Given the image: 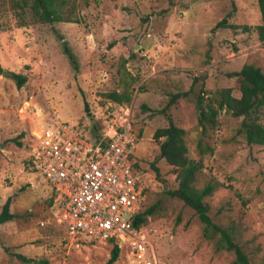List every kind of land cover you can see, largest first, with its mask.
Masks as SVG:
<instances>
[{"label": "rangeland", "instance_id": "rangeland-1", "mask_svg": "<svg viewBox=\"0 0 264 264\" xmlns=\"http://www.w3.org/2000/svg\"><path fill=\"white\" fill-rule=\"evenodd\" d=\"M67 1L79 22L40 24L27 15V23L20 25L11 0H0V211L9 197L13 213L0 225V264H105L112 247L71 240L51 187L29 164L31 113L38 112L41 119L100 125L104 118L94 115L107 101L104 93L127 87L131 100L122 104L139 133L134 153L148 167L158 153L152 133L168 122L161 109L172 93L188 90L194 77L198 80L193 91L169 113L186 131L189 158L202 160L196 186L211 179L220 183L205 198L209 215L232 230L252 264L264 262V145H248L237 133L241 117L222 110L216 127L203 137L214 152L200 155L196 149L202 131L197 93L203 91L205 106L219 88L239 95V78L232 73L243 64L264 73L257 1ZM230 11L232 26L212 29ZM57 32L74 52L78 70L63 53ZM112 41L115 44L107 47ZM12 73L27 80L18 87ZM259 118L264 124V109ZM157 165L165 181L150 169L145 173L146 205L158 201V207L141 231L160 264H233V252L219 246L217 236L204 235L194 211L165 193L176 181L163 160ZM177 216L180 221L175 223ZM113 264H125L123 249Z\"/></svg>", "mask_w": 264, "mask_h": 264}, {"label": "built area", "instance_id": "built-area-1", "mask_svg": "<svg viewBox=\"0 0 264 264\" xmlns=\"http://www.w3.org/2000/svg\"><path fill=\"white\" fill-rule=\"evenodd\" d=\"M29 164L54 192L71 240L117 245L125 264H160L151 242L135 225L149 185L132 163L138 142L129 109L108 100L95 118L63 121L31 113Z\"/></svg>", "mask_w": 264, "mask_h": 264}, {"label": "trees", "instance_id": "trees-1", "mask_svg": "<svg viewBox=\"0 0 264 264\" xmlns=\"http://www.w3.org/2000/svg\"><path fill=\"white\" fill-rule=\"evenodd\" d=\"M256 1L260 12V23L256 26V31L258 38L264 41V0ZM67 3V0H11V8L13 15L20 25H25L27 23V15L31 16L36 23L40 24H53L61 21L79 22V19L74 15L71 9L73 5L68 6ZM232 11H234V7ZM232 11L227 12L212 29L232 26L228 22L232 15ZM57 35L61 41L63 53L73 68L78 70L77 58L67 40L59 32H57ZM114 44L115 42L112 41L107 47H112ZM12 75L16 79L18 87L22 86L27 80L24 74L12 73ZM232 75L239 78L238 96L234 95L228 87L219 88L214 91L210 102H207L204 106V97L201 94L203 91L201 90V92L196 95V106L200 111L198 122L202 128L201 137L196 142V149L200 155L206 153L212 154L214 152V147L203 139V137L206 136L207 131L216 127L217 116L222 110L232 116L241 117L237 133L248 145H264V124L260 122L259 118L260 110L264 109V73L258 66L243 64L242 67L238 71H234ZM132 80L134 81V79ZM197 80L196 77L193 78L188 90L172 93L166 106L161 109L160 112L165 114L168 122L167 125L156 128L152 133L153 139L157 142L158 153L153 160L149 162L148 167L143 166L145 164L144 159L136 156L134 152L131 155L132 163L143 173H146L148 169H150L160 180L165 181L157 165L159 160H163L169 167L170 173L174 175L176 181V187L166 188L165 193L171 197L180 199L185 206L190 207L194 211V214L203 223L204 235L208 238L217 236V244L233 252V264H252L241 245L235 241L232 230L213 222L209 215V204L205 201V198L211 195L220 183L211 179L205 182L202 187L196 186L197 178L203 167L202 160L189 158L188 147L185 140L186 131L174 122L169 113L170 108L176 104L181 97H186L193 91V86ZM104 95L107 101L111 100L121 104L130 102L131 100V92L128 91L127 87L121 91H109L104 93ZM83 102L84 108L89 110L88 101L84 98ZM93 126L92 132L95 133V124H93ZM20 134H23V132ZM157 207L158 201L152 205H146L145 209L137 216L135 225L138 226L144 223L147 216L153 214ZM12 218L13 213L10 211V198L8 197L4 201L0 211V225ZM179 221L180 217L177 216L175 223ZM119 254V247L116 244L112 245L110 256L105 264H113L118 259ZM16 257L21 260L24 259V256L18 253ZM261 264H264V262Z\"/></svg>", "mask_w": 264, "mask_h": 264}, {"label": "water", "instance_id": "water-1", "mask_svg": "<svg viewBox=\"0 0 264 264\" xmlns=\"http://www.w3.org/2000/svg\"><path fill=\"white\" fill-rule=\"evenodd\" d=\"M3 72L6 73V74H8V75L11 74V72H9V71H3Z\"/></svg>", "mask_w": 264, "mask_h": 264}]
</instances>
